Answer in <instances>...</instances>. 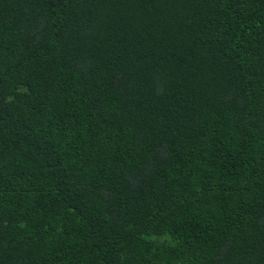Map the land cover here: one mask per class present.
Listing matches in <instances>:
<instances>
[{
	"label": "trees",
	"instance_id": "obj_1",
	"mask_svg": "<svg viewBox=\"0 0 264 264\" xmlns=\"http://www.w3.org/2000/svg\"><path fill=\"white\" fill-rule=\"evenodd\" d=\"M0 264H264V0H0Z\"/></svg>",
	"mask_w": 264,
	"mask_h": 264
}]
</instances>
